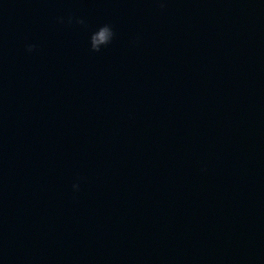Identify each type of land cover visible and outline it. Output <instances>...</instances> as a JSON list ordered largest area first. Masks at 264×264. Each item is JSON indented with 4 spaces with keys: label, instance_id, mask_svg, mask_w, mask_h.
<instances>
[{
    "label": "water",
    "instance_id": "obj_1",
    "mask_svg": "<svg viewBox=\"0 0 264 264\" xmlns=\"http://www.w3.org/2000/svg\"><path fill=\"white\" fill-rule=\"evenodd\" d=\"M0 264H264V0H0Z\"/></svg>",
    "mask_w": 264,
    "mask_h": 264
},
{
    "label": "clouds",
    "instance_id": "obj_2",
    "mask_svg": "<svg viewBox=\"0 0 264 264\" xmlns=\"http://www.w3.org/2000/svg\"><path fill=\"white\" fill-rule=\"evenodd\" d=\"M59 22L61 23H64L65 22V18L64 17H59ZM77 23V24H80V25H85L86 24V21L83 17H72V16H69L67 18V23L71 24V23ZM104 28H105V31L107 32L108 36H109V43H112L114 41V39L116 38V30L114 28V26L112 25V23L110 22H104ZM37 47V45L35 43H26L25 45V48L28 52H32L35 48ZM95 51H100L99 49H95ZM72 188L73 190H79L80 188V183L79 181H77L76 183H74L72 185Z\"/></svg>",
    "mask_w": 264,
    "mask_h": 264
}]
</instances>
